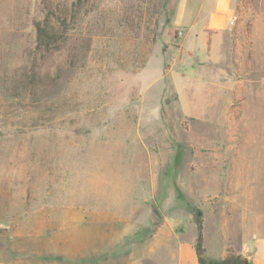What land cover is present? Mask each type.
Wrapping results in <instances>:
<instances>
[{"label": "rangeland", "instance_id": "1", "mask_svg": "<svg viewBox=\"0 0 264 264\" xmlns=\"http://www.w3.org/2000/svg\"><path fill=\"white\" fill-rule=\"evenodd\" d=\"M40 1L0 0V229L49 228L84 254L101 242L71 228L98 220L144 235L154 263L175 264L182 247L196 264V207L208 259L229 246L252 258L264 239V0H225L231 18L209 51L218 0H59L63 46L34 58ZM33 63L56 79L36 95Z\"/></svg>", "mask_w": 264, "mask_h": 264}, {"label": "crops", "instance_id": "2", "mask_svg": "<svg viewBox=\"0 0 264 264\" xmlns=\"http://www.w3.org/2000/svg\"><path fill=\"white\" fill-rule=\"evenodd\" d=\"M225 7V0H218L215 11L211 12L208 17L210 28H215L217 23H225L231 18L230 10ZM25 222H27L25 223L27 226H34L32 221ZM48 222V224L42 223L39 225H63L61 223L54 225L50 221ZM92 222L87 229L82 228L77 223L73 224L71 229L81 228L82 231L89 233L91 238L99 240L103 246L100 247V244H94L84 254H80L72 246V240L63 239L60 236L56 240L48 239L49 228L38 229L36 233L34 229L22 228L17 230L14 227L18 225L9 221L4 229H0V264H146V262L163 264L162 261L157 263L152 261L151 255L153 254L147 249V241L144 235H129L124 233L125 230L116 224L110 225L108 222L101 223L98 220ZM71 229L63 230L62 233ZM20 235H23L26 241L22 240L18 243L14 240V237ZM253 239H255L252 240L254 245L253 255L252 258L248 257V260L251 264H264V239ZM151 250L161 254L159 248L153 247ZM175 256V264H185L182 247L178 248Z\"/></svg>", "mask_w": 264, "mask_h": 264}, {"label": "trees", "instance_id": "3", "mask_svg": "<svg viewBox=\"0 0 264 264\" xmlns=\"http://www.w3.org/2000/svg\"><path fill=\"white\" fill-rule=\"evenodd\" d=\"M78 3L81 0H77ZM73 6H76V2ZM40 8L42 17L35 19L33 21V26L35 29V41L36 45L34 47V58L37 54L40 56L50 55L54 52H58L62 48V43L66 39V31L68 24L66 23L67 13L66 9L61 6V2L58 0H41ZM76 10L73 11V18ZM216 32V29L207 28L205 29L206 34V50L209 51L211 47V35ZM36 64L33 63L31 71L25 74L26 81L30 84L29 88L31 93L34 95L44 92L49 85H53L56 79L51 78V74L46 72L41 75V71ZM46 79H49L46 81ZM191 219L195 224L196 236L194 239L193 249L197 264H251L246 258V262L243 263L240 254L234 252V250L229 246L225 249V253L221 258L218 259H208L205 256L204 247V220L202 211L199 208L191 207Z\"/></svg>", "mask_w": 264, "mask_h": 264}, {"label": "water", "instance_id": "4", "mask_svg": "<svg viewBox=\"0 0 264 264\" xmlns=\"http://www.w3.org/2000/svg\"><path fill=\"white\" fill-rule=\"evenodd\" d=\"M247 260L245 258L242 259V262L245 263Z\"/></svg>", "mask_w": 264, "mask_h": 264}]
</instances>
